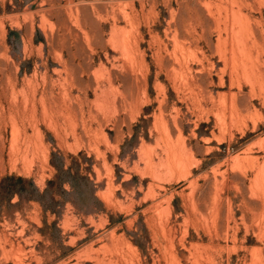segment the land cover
<instances>
[{
	"label": "rangeland",
	"instance_id": "1",
	"mask_svg": "<svg viewBox=\"0 0 264 264\" xmlns=\"http://www.w3.org/2000/svg\"><path fill=\"white\" fill-rule=\"evenodd\" d=\"M0 102V264H264V0H0Z\"/></svg>",
	"mask_w": 264,
	"mask_h": 264
},
{
	"label": "bare ground",
	"instance_id": "2",
	"mask_svg": "<svg viewBox=\"0 0 264 264\" xmlns=\"http://www.w3.org/2000/svg\"><path fill=\"white\" fill-rule=\"evenodd\" d=\"M245 1V0H244ZM231 4V10H232V15H233V19H234V24L236 23V30L233 28V31L235 32V33H240V35L237 37V42H236V45L241 49V51L239 52V55L235 52V48L233 47V52L231 53V55H232V59H233V62H236V61H238V64L239 63H241V65H243V68H244V71H247L248 69H251L252 67H251V60H252V55H251V52H250V47L248 46V37H247V34L250 32V29H249V23H250V21H249V17H248V14L247 13H244L243 11H242V8L241 9H239V8H237V9H235V8H233L232 7V3H230ZM236 4V3H235ZM234 5V4H233ZM238 7H240V6H238ZM234 24H233V27H234ZM122 38H124V37H122ZM126 38V37H125ZM130 39V38H129ZM128 39V40H129ZM123 41H124V43H123ZM132 41V40H131ZM123 44L122 45H125V49L127 48V50L129 49V45H128V41L126 40L125 41V39L123 40L122 39V41H121ZM134 42V41H133ZM130 43V46L132 45L131 43L132 42H129ZM137 47V46H136ZM124 48V47H123ZM138 48V47H137ZM131 49V48H130ZM132 49H135V51H136V48H133L132 47ZM132 49L131 50H128L127 52H131L132 51ZM139 49V48H138ZM126 51V50H125ZM134 51V50H133ZM135 54V53H134ZM129 56H130V59H131V57L133 58V56H131L130 55V53H129ZM230 59H231V57H230ZM131 61H132V63H134V61L131 59ZM231 61V60H230ZM240 61V62H239ZM232 62V61H231ZM134 66H135V64H133ZM235 65V64H234ZM133 66V67H134ZM232 66H233V64H232ZM234 68H235V66H234ZM134 71H135V69H134ZM173 71H175V70H173ZM134 75V74H133ZM136 75V74H135ZM133 77V76H132ZM135 78H136V76H134ZM133 77V78H134ZM134 78V79H135ZM112 79V78H111ZM72 80V79H71ZM110 80V79H109ZM136 80V79H135ZM111 81H113V80H111ZM133 81V80H132ZM112 82H110L109 81V84H111ZM114 83V82H113ZM134 83H136V82H134ZM74 84V83H73ZM75 85V84H74ZM73 85V86H74ZM115 85V84H114ZM114 85H113V87H114ZM132 85H134V84H132ZM110 86V85H109ZM111 86H112V84H111ZM136 88H138L136 85H134ZM115 88H116V86H115ZM14 89V88H13ZM112 88H110L109 89V91L111 90ZM104 91H106V89H103ZM108 90V89H107ZM114 90V89H113ZM117 90V89H116ZM34 91V90H33ZM103 91V92H104ZM118 91L119 90H117L116 92L118 93ZM107 92V91H106ZM110 92H112V90L110 91ZM114 92V91H113ZM14 93V92H13ZM12 93V94H13ZM65 93V92H64ZM119 93H120V91H119ZM23 94V93H22ZM63 94V93H62ZM61 94V95H62ZM67 94V93H66ZM102 95H103V93H101ZM107 94V93H106ZM113 94V93H112ZM111 94V95H112ZM44 95V94H43ZM28 96V95H27ZM63 96V95H62ZM67 96V95H66ZM113 96V95H112ZM42 97V96H41ZM65 97V96H64ZM101 97V96H100ZM103 97H104V95H103ZM102 97V98H103ZM116 97V96H115ZM123 97V96H122ZM122 97H121V99H122ZM125 97V96H124ZM134 97V96H133ZM132 97V98H133ZM26 98V97H25ZM25 98L23 99V100H25ZM28 98V97H27ZM44 98H45V96H44ZM98 98V97H97ZM14 99V98H13ZM16 99V98H15ZM14 99V100H15ZM29 99V98H28ZM43 99V97L40 99V101H41V103L40 104H44L45 105V103L43 102L44 100H42ZM110 99H111V97H110ZM123 99H125L126 100V98H123ZM17 100V99H16ZM23 100H21V101H23ZM70 100V99H69ZM12 101V100H11ZM20 101V102H21ZM26 102L25 103H27V104H29L30 103V100H29V102H27V100H25ZM32 101V100H31ZM97 101V100H96ZM116 101V100H115ZM19 102V103H20ZM47 102V101H46ZM98 102V101H97ZM100 102V101H99ZM99 102H98V104H99ZM102 102V101H101ZM103 102L105 103L104 105H106V102L103 100ZM109 102V101H108ZM1 103V102H0ZM16 103V101H13V105ZM23 103V102H22ZM50 103V102H49ZM53 103V102H52ZM51 103V104H52ZM54 103H57V102H54ZM65 103V102H64ZM110 103V102H109ZM112 103V102H111ZM123 103V102H122ZM11 104H12V102H11ZM42 104V105H43ZM69 104V103H68ZM116 104V103H115ZM3 105V104H2ZM13 105H10V108H11V106H12V108L15 106H13ZM20 105V104H19ZM22 105V108H25V105L24 104H21ZM21 105L19 106V107H21ZM30 105V104H29ZM33 105L34 106H30L31 108H34L35 107V102L33 101ZM54 105H56V104H54ZM60 105H63V103H60L59 104V106ZM112 105V104H111ZM51 105H49V107H50ZM58 105H56L55 106V108L54 109H58V108H56ZM63 106H65L66 107V104H64ZM103 106V105H102ZM107 106L108 105H106L105 107L107 108ZM113 106H114V102H113ZM16 107V106H15ZM41 107H44V106H41ZM52 107H54V106H52ZM65 107H63V108H65ZM68 107V106H67ZM90 107V106H89ZM99 107H101V105L99 106ZM112 107V106H111ZM111 107H109L110 109H111ZM115 107V106H114ZM116 107H117V105H116ZM12 108H11V110H12ZM27 108H29V107H26L25 109H27ZM45 108V107H44ZM44 108H42L43 110H44ZM63 108H62V106H61V108L60 109H62L63 110ZM113 108V107H112ZM6 109V108H5ZM9 109V108H8ZM18 109V108H17ZM25 109H22L23 110V114H24V112H25ZM58 110V111H62V110ZM35 110H36V107H35ZM45 110H46V108H45ZM44 110V111H45ZM49 110H51V109H49ZM65 110H66V108H65ZM116 110V109H115ZM10 111V110H9ZM15 111H16V109H15ZM27 111V110H26ZM29 111H31V109L29 110ZM29 111H28V114H29ZM34 111V110H33ZM43 111V112H44ZM67 111V110H66ZM93 111V110H92ZM91 111V112H92ZM12 112V111H11ZM13 112H14V110H13ZM17 112H19V111H17ZM36 112V111H35ZM34 112V113H35ZM41 112H42V110H41ZM47 112V111H46ZM83 112V111H82ZM21 113V112H20ZM19 113V115H20V119H19V117H18V120H21V121H23L22 119H21V115H23L22 113L20 114ZM27 113V112H26ZM25 113V115H27ZM45 113V112H44ZM48 113V112H47ZM47 113H45V114H43V113H41V114H43L44 116H46V114ZM49 113H50V111H49ZM54 113V112H53ZM52 112H51V114H53ZM58 113H60V112H58ZM65 113H67V115H69L68 114V111L67 112H65ZM85 113V112H84ZM6 114H9V113H7L6 112ZM5 114V115H6ZM18 114V113H17ZM31 114V113H30ZM38 114V113H37ZM40 114V115H41ZM63 114V113H62ZM111 114V113H110ZM116 114V113H115ZM10 115H12L11 113H10ZM9 115V116H10ZM15 115V114H14ZM13 115V118H15V116ZM18 115V116H19ZM31 115H33V114H31ZM35 115V114H34ZM54 115V114H53ZM58 115V114H57ZM60 115H61V113H60ZM65 115V114H64ZM96 115V114H95ZM94 115V116H95ZM99 115V114H98ZM1 116H4V113H3V108H2V106L0 105V118L2 119V117ZM9 116L7 115L6 117H8V119H9ZM24 116V115H23ZM29 116V115H28ZM27 116V117H28ZM44 116H43V118H44ZM49 116H50V114H49ZM66 116V115H65ZM64 116V117H65ZM82 116H84V115H82ZM93 116V115H92ZM108 116V115H107ZM115 116V115H114ZM26 117V118H27ZM33 117H35V116H31V119L33 118ZM47 117V116H46ZM53 117V116H52ZM67 117V116H66ZM110 117V116H109ZM12 118V117H11ZM17 118V117H16ZM25 118V119H26ZM28 118H30V117H28ZM36 118V117H35ZM34 118V119H35ZM38 118V117H37ZM42 118V117H41ZM6 119V118H5ZM7 119V121H9ZM24 119V120H25ZM34 119H32V122L33 121H35ZM39 119V118H38ZM37 119V120H38ZM49 119V118H48ZM4 120V119H3ZM14 120H17V119H14ZM27 120V119H26ZM28 120H30V119H28ZM43 120H45L46 121V119H43ZM2 120H0V122H1ZM6 121V120H5ZM3 122V121H2ZM1 122V124H3L4 125V122L2 123ZM12 122V120L9 122V123H11ZM31 122V123H32ZM52 122V121H51ZM70 122V121H69ZM68 122V123H69ZM85 122V121H84ZM83 122V123H84ZM14 122H12V124H13ZM36 123V122H35ZM6 124H7V122H6ZM24 124V123H23ZM22 124V125H23ZM33 124V123H32ZM85 124V123H84ZM2 125V126H3ZM18 125V124H17ZM21 125V124H20ZM19 125V126H20ZM86 125V124H85ZM84 125V126H85ZM1 126V127H2ZM29 126V125H28ZM34 126H36V125H34ZM71 126V125H70ZM13 127V128H12ZM12 130H13V133H20L19 132V128L20 127H18V126H15V125H12ZM23 127V126H22ZM31 127V126H30ZM33 127V126H32ZM86 127V126H85ZM91 127V126H90ZM5 128H6V126H5ZM72 128V127H71ZM23 129H24V127H23ZM27 129V128H26ZM34 129H35V127H34ZM36 129H38V128H36ZM86 129H87V127H86ZM12 130H11V132H12ZM88 130V129H87ZM22 131V130H21ZM35 132V131H34ZM34 132H32V133H34ZM12 133V134H13ZM25 133V132H24ZM38 133V132H37ZM23 134V133H22ZM19 135V134H18ZM17 135V136H18ZM27 135V134H26ZM16 136V135H15ZM36 137V136H35ZM34 138V137H33ZM38 139V138H37ZM21 140V139H20ZM37 142V141H36ZM20 143V142H19ZM18 143V144H19ZM22 143H23V141H22ZM29 143V142H28ZM26 144V143H25ZM13 145V144H12ZM11 145V146H12ZM16 146V145H15ZM23 149V148H22ZM36 149V148H35ZM26 152V151H25ZM264 166V165H263ZM262 168V167H261ZM255 181H256V186L258 187V188H256V189H258L263 195H264V167H263V170H261V172L259 173L258 172V175L256 176V178H255ZM257 190V191H258ZM172 255V254H171ZM172 260H174V259H172ZM119 262V261H118ZM116 264H118V263H116ZM174 264H175V262H174ZM177 264V263H176Z\"/></svg>",
	"mask_w": 264,
	"mask_h": 264
}]
</instances>
